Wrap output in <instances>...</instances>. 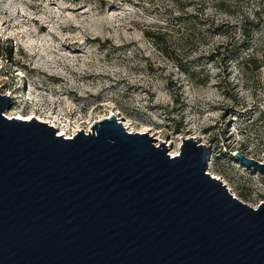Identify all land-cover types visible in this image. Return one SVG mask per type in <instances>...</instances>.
Instances as JSON below:
<instances>
[{
	"label": "rangeland",
	"instance_id": "1",
	"mask_svg": "<svg viewBox=\"0 0 264 264\" xmlns=\"http://www.w3.org/2000/svg\"><path fill=\"white\" fill-rule=\"evenodd\" d=\"M0 12L5 117L70 137L112 114L170 155L191 138L233 195L264 201V174L234 155L264 164V0H0Z\"/></svg>",
	"mask_w": 264,
	"mask_h": 264
},
{
	"label": "water",
	"instance_id": "2",
	"mask_svg": "<svg viewBox=\"0 0 264 264\" xmlns=\"http://www.w3.org/2000/svg\"><path fill=\"white\" fill-rule=\"evenodd\" d=\"M8 99L0 94V264H264V201L253 208L212 177L204 145L182 139L170 155L112 114L65 137L5 117Z\"/></svg>",
	"mask_w": 264,
	"mask_h": 264
},
{
	"label": "trees",
	"instance_id": "3",
	"mask_svg": "<svg viewBox=\"0 0 264 264\" xmlns=\"http://www.w3.org/2000/svg\"><path fill=\"white\" fill-rule=\"evenodd\" d=\"M236 1H239V0H236ZM218 5L220 7H222V6L223 7H226V5L223 4V1H219ZM226 8L228 9V10H225L226 13H229V14H232L233 13L231 10H229L228 7H226ZM226 8H224V9H226ZM196 23L197 22L195 20H192V22H190V24L188 25V28H187V38L194 35L195 29H196V27H195L196 26ZM147 36H151L153 38H158V35L155 34V31L154 32H151V33L150 32L147 33ZM246 36H248V32L246 33ZM253 61L254 60H252V58L244 60V62H246V63H249V62L250 63H253Z\"/></svg>",
	"mask_w": 264,
	"mask_h": 264
},
{
	"label": "bare ground",
	"instance_id": "4",
	"mask_svg": "<svg viewBox=\"0 0 264 264\" xmlns=\"http://www.w3.org/2000/svg\"><path fill=\"white\" fill-rule=\"evenodd\" d=\"M5 14V12H0V15H4ZM75 19V18H74ZM73 19V20H74ZM72 21V20H71ZM75 22V21H74ZM73 22V23H74ZM66 27V26H65ZM55 52H56V54L60 57V58H68V55L64 52V47L62 46V47H58V48H56L55 49ZM22 66L25 68V69H32V71H34L35 72V69L34 68H32V66L30 65V64H22ZM48 76L50 77V78H57V77H55V76H53V74H48ZM14 91H16V89L14 90ZM72 113H73V111H72ZM39 120V119H38ZM45 122H47V120L45 121ZM51 126H53V127H55V125H53V123L52 124H50ZM125 128V127H124ZM59 135H66V133H65V131L62 129L61 131H60V133H59ZM67 136V135H66ZM67 137H69V136H67ZM209 174H211V173H209ZM211 176L212 177H214L215 179H217V180H219L218 179V177L216 178L214 175H212L211 174Z\"/></svg>",
	"mask_w": 264,
	"mask_h": 264
}]
</instances>
